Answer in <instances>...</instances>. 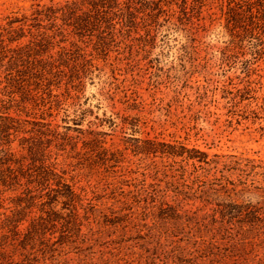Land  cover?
I'll return each instance as SVG.
<instances>
[{"label":"rangeland","instance_id":"rangeland-1","mask_svg":"<svg viewBox=\"0 0 264 264\" xmlns=\"http://www.w3.org/2000/svg\"><path fill=\"white\" fill-rule=\"evenodd\" d=\"M65 1L0 0V26L6 16L29 14L31 3ZM154 4L162 8L159 24L154 23ZM227 4L149 0L147 5L136 0L137 29L114 43L106 56L97 55L99 70L84 81L81 101L87 98L84 106L91 113L79 129L66 130L61 118L75 101L69 97L61 101L59 113L47 119L42 127L45 151L66 170L82 198L81 231L88 238L84 245L91 247L34 264H264V45L248 73L229 65L232 58L250 55L236 40L224 42L227 37L218 22H225ZM220 6L225 9L220 11ZM252 13L257 19L258 9ZM262 36L264 43V32ZM84 48L90 52L92 44ZM132 123L137 132L131 131ZM129 137L179 143L189 151L183 158L135 154ZM16 140L11 147L20 154ZM192 150L205 151L209 164L199 168L196 159H187L196 155ZM231 155L249 160L238 174L223 166ZM195 174L218 190L207 193L208 200L194 198L195 185L191 191L185 187ZM217 200L256 206L261 221L254 227L221 223L213 211ZM164 201L201 224L174 229L170 222L154 223L153 215ZM212 217L215 222L207 231L203 225ZM187 239H196L199 249L177 254Z\"/></svg>","mask_w":264,"mask_h":264},{"label":"trees","instance_id":"trees-1","mask_svg":"<svg viewBox=\"0 0 264 264\" xmlns=\"http://www.w3.org/2000/svg\"><path fill=\"white\" fill-rule=\"evenodd\" d=\"M237 1L228 0L227 18L218 22V26L221 35L227 37L225 43L236 40L250 55L232 58L229 65H235L233 68L239 65L241 72L248 73L251 63L263 53L264 0H241L239 6ZM144 2L149 5V0ZM135 4L136 0H66L62 4L35 6L31 3L29 14L6 16L5 24L0 26V264L57 260L71 249L91 247L84 245L88 238L81 231L78 209L82 198L65 176L66 170L46 153L42 127L48 124V118L59 113L61 101L70 97L75 99L73 108L70 112L66 110L61 119L66 130L79 129L92 111L84 106L87 98L81 101L84 81H91L94 70H99L94 62L97 55L106 56L114 43L137 29L139 8ZM253 8L258 9L257 19L252 15ZM145 9L148 8L141 11ZM153 10H156L154 23L159 24L162 8L154 4ZM180 10L185 12L184 7ZM148 25H143L145 33H149ZM88 44H92L93 52L84 48ZM11 110L16 114L12 115ZM107 123L114 126L115 121L107 118ZM132 125L131 131L137 132L136 124ZM129 138L135 154L183 158L189 151L179 143ZM15 140L20 154L11 147ZM192 151L196 155H188L187 159H196L199 168H203L202 163L209 164L205 151ZM248 161L231 155L223 166L238 174ZM198 166L193 165L194 170ZM184 185L190 191L195 185L194 198L204 200H208L207 193L218 191L201 180L200 174L194 175L190 186ZM7 191L11 195L5 196ZM215 204L213 211L219 213L221 223L254 227L261 221L258 208L249 203L217 200ZM158 209L152 218L154 223L170 222L174 229L179 226L193 229L201 224L199 219L181 214L172 203L161 202ZM214 222L212 217L203 226L210 231L208 228ZM186 241L187 245L178 246L177 254L186 255L199 249L196 239Z\"/></svg>","mask_w":264,"mask_h":264}]
</instances>
